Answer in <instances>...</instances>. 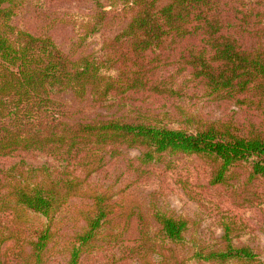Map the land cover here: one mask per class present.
<instances>
[{"label":"trees","instance_id":"trees-1","mask_svg":"<svg viewBox=\"0 0 264 264\" xmlns=\"http://www.w3.org/2000/svg\"><path fill=\"white\" fill-rule=\"evenodd\" d=\"M82 2L89 12L50 14ZM22 11L25 26L16 22ZM198 90L234 102L245 118L190 113L182 101ZM124 147L139 148L143 165L200 157L214 185L242 169L264 180V0H0V247L9 241L19 252L0 264H44L65 211L76 218L67 264L116 247L146 264L151 254L160 264H264L254 248L237 245L231 223L209 247L191 240L194 249L180 258L188 218L144 215L95 185ZM12 157L22 159L5 165ZM31 213L49 222L27 239Z\"/></svg>","mask_w":264,"mask_h":264},{"label":"rangeland","instance_id":"rangeland-1","mask_svg":"<svg viewBox=\"0 0 264 264\" xmlns=\"http://www.w3.org/2000/svg\"><path fill=\"white\" fill-rule=\"evenodd\" d=\"M79 11L89 12L90 5L84 2L78 5L65 4L50 14L55 16L60 14L61 17L68 18V13ZM28 17L29 14L22 11L16 22L25 26ZM61 31L64 39L60 36L59 41H64L67 49L70 40H65V35L71 37V33L68 28ZM184 92L191 95L193 90L187 88ZM203 92L198 90L196 96L187 103L186 100L182 101L187 111L210 120L229 116L245 118V110L234 102L211 100L203 95ZM169 114L168 117H172V120L180 117L174 110H170ZM253 114L254 117H258V122H262L260 113ZM122 150V155L114 157L104 171L94 178L95 185L111 188L132 200V206L144 215L150 216L155 210H160L173 216L188 218L193 228L187 235V247L177 249L180 258L189 257V249H194L195 242L209 247L224 234L226 223H231L236 228L235 233L239 235L236 239L237 245L254 248L264 259V180L250 181L248 170L242 169L231 174L227 183L214 185L211 184V167L200 157L184 154L165 155L150 165H143L138 160L141 155L139 148L124 147ZM20 159L22 157H12L5 165L18 163ZM28 161L41 163V160L31 157ZM73 215L74 213L65 211L54 222L57 233L55 240L49 244L43 255L44 264H67L69 254L64 242L72 234L76 220ZM28 218L32 227L24 236L27 239L35 237L34 231L49 222L45 217L33 213L29 214ZM148 225V221L142 219L139 229L146 230ZM142 251L145 252L144 249ZM18 253L16 246L9 241L0 247L2 260L7 257L15 260ZM121 255L122 251L116 247L113 251L104 250L92 256L89 254L84 264H146L145 260L138 258L125 260ZM147 260L151 261V264H160L161 257L158 254H151L147 256Z\"/></svg>","mask_w":264,"mask_h":264}]
</instances>
